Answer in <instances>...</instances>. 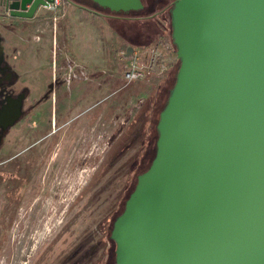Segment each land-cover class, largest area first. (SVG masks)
<instances>
[{
    "label": "water",
    "instance_id": "95a60500",
    "mask_svg": "<svg viewBox=\"0 0 264 264\" xmlns=\"http://www.w3.org/2000/svg\"><path fill=\"white\" fill-rule=\"evenodd\" d=\"M89 1L143 10L142 0ZM52 2L0 9L29 20ZM170 27L175 83L155 156L112 223L114 264H264V0H173Z\"/></svg>",
    "mask_w": 264,
    "mask_h": 264
},
{
    "label": "rangeland",
    "instance_id": "374dc122",
    "mask_svg": "<svg viewBox=\"0 0 264 264\" xmlns=\"http://www.w3.org/2000/svg\"><path fill=\"white\" fill-rule=\"evenodd\" d=\"M150 1L142 0L146 9ZM172 3L157 4L147 16L167 29L143 51V61L154 49L164 67L140 83L123 81L121 51L130 46L113 29L120 52L112 66L82 82L66 83L58 71L45 93H28L18 82L20 67L8 66L4 52L0 72L10 71L14 80L0 87V114L5 107L15 113L0 122L10 123L17 110L20 117L0 126V264H110L108 232L144 171L148 137L159 118L153 108L157 93L170 89L176 76V49L169 21L162 20ZM133 14L140 16L133 23L140 28L146 13ZM113 24L127 27L121 20ZM49 48L44 56L59 67V50Z\"/></svg>",
    "mask_w": 264,
    "mask_h": 264
},
{
    "label": "crops",
    "instance_id": "0c3cea01",
    "mask_svg": "<svg viewBox=\"0 0 264 264\" xmlns=\"http://www.w3.org/2000/svg\"><path fill=\"white\" fill-rule=\"evenodd\" d=\"M4 15L5 11L0 9V34L5 39L4 45L0 37V59L5 52L8 57L7 65L14 70L15 67H20V71H15L20 76L18 82L24 83L28 93H45L58 71L66 83L84 81L80 77L81 73L86 75V81L88 74L104 72L112 66L117 60V53L120 52V39L104 15L71 2L66 3L62 15H58L54 22L49 11L44 8L37 10L29 20L11 19ZM23 25H27L28 30L22 32L23 27L20 26ZM14 26V30L6 31L7 27ZM23 38L28 46L19 42V39ZM48 45L50 53L52 48L55 54L59 50L62 60L61 64L59 61V67L56 60L52 67L51 59L44 56ZM127 49L128 47H125L121 52ZM68 63L72 65L71 71L67 69ZM27 67L24 71L23 68ZM69 74L75 78L71 80Z\"/></svg>",
    "mask_w": 264,
    "mask_h": 264
},
{
    "label": "trees",
    "instance_id": "16d2710c",
    "mask_svg": "<svg viewBox=\"0 0 264 264\" xmlns=\"http://www.w3.org/2000/svg\"><path fill=\"white\" fill-rule=\"evenodd\" d=\"M162 1V5L165 4L166 0H161ZM73 2H75L76 5H79L83 8L89 9L93 12H97V13H104V17L107 20V22L109 23V25L111 26V28L115 31V33L120 37V39L125 42L128 46L133 47V48H145L148 46H151L157 38H159L160 36H163L161 32L166 33V29L167 27H164L162 25V23L160 22V20H150L149 18H147L148 15H150L153 10L154 7L152 6L153 3L149 4V9H146L145 7V13L146 15H144L145 17H143L141 20H146L143 21V25L139 28L137 26H135V24L138 22V19L140 20V16L138 15H134V12H130V13H123V12H119V13H114V12H110L107 9H101V8H97L96 6H94L92 3H84L78 0H73ZM150 2H153L152 0ZM161 2H159L160 4ZM157 7V6H156ZM155 7V8H156ZM167 14V16H166ZM163 17L162 20L164 21H169V33L168 36H170L171 39V27H170V12L166 13ZM138 16V17H136ZM118 20H121L122 22L125 23L124 26H127L124 29H120L117 28V26H114L113 22H118ZM149 21L154 22V32L152 34H150V31L152 30V25L149 23ZM122 28V27H121ZM149 30V31H148ZM148 31V32H147ZM178 66H179V61H178ZM178 66L176 68L175 71V75L177 73L178 70ZM175 77L173 79V82L171 84L170 89H167L166 87H161V89L159 90V92L157 93V98L155 100L154 103V114L158 111V115L160 114V112L162 111L163 107L165 106L166 102H167V98L169 96V91L172 89L174 83H175ZM22 117V115H21ZM157 124V122H156ZM156 124L153 125L151 127V134L148 137V145L142 160V164L144 165L143 169L144 171L142 173H144L148 167L150 166L154 156H155V144H156V140H157V130H156ZM5 134V132H3V135ZM146 163H149L148 165H145ZM133 189V188H132ZM133 190H131L132 192ZM130 192V193H131ZM124 207V206H123ZM115 219V218H114ZM112 229V224L110 227V230L108 232V241L110 243V251H109V262L110 264H114V259H115V243L111 240L110 238V232Z\"/></svg>",
    "mask_w": 264,
    "mask_h": 264
},
{
    "label": "built area",
    "instance_id": "2783aa9c",
    "mask_svg": "<svg viewBox=\"0 0 264 264\" xmlns=\"http://www.w3.org/2000/svg\"><path fill=\"white\" fill-rule=\"evenodd\" d=\"M66 3H68L67 0H53V2L49 4L47 10L49 11V14H51L53 22L56 21L58 15L59 16L62 15ZM144 50H147V47L145 48L132 47L130 51L128 47V49L125 52H123L122 59L124 62V66H123L122 79L127 84L142 82L145 80L146 76L151 72H155V73L163 72L164 66L163 65L158 66L159 65L158 62L160 61L159 59L161 58L160 54L156 52L154 49H150L151 52L150 54L148 53L150 60L148 63H144L143 61L145 59L143 53ZM71 66L72 65L68 63L67 69L69 68V71H71ZM81 74L82 75L80 77L86 79V75L84 73ZM68 77L71 80L72 78H75L74 75H70V74ZM65 80H67L68 82L69 79H65Z\"/></svg>",
    "mask_w": 264,
    "mask_h": 264
},
{
    "label": "flooded vegetation",
    "instance_id": "af4514ba",
    "mask_svg": "<svg viewBox=\"0 0 264 264\" xmlns=\"http://www.w3.org/2000/svg\"><path fill=\"white\" fill-rule=\"evenodd\" d=\"M78 1H81V2H84V3H92V2H90L89 0H78ZM153 2H151V3H153V7H154V9H155V7L157 6V4H159V2H161V4H162V1L161 0H152ZM93 4V3H92ZM165 7H166V5H165ZM165 7L163 8V14H164V12L166 11V9H165ZM146 9H145V7H144V5H143V11H145ZM1 16H3V15H1ZM4 16H6V15H4ZM1 60V59H0ZM1 64V63H0ZM1 68V67H0ZM1 71V70H0ZM14 79H13V76H12V73L11 72H9V71H6V70H4L2 73L0 72V87H4V86H6V85H8L11 81H13ZM17 104V105H19V103L17 102V101H14L13 103H12V105H14V104Z\"/></svg>",
    "mask_w": 264,
    "mask_h": 264
},
{
    "label": "bare ground",
    "instance_id": "6f19581e",
    "mask_svg": "<svg viewBox=\"0 0 264 264\" xmlns=\"http://www.w3.org/2000/svg\"><path fill=\"white\" fill-rule=\"evenodd\" d=\"M14 113H15V110L13 108H11L8 111H6L5 116L2 114V118L0 120L5 119L8 116H13Z\"/></svg>",
    "mask_w": 264,
    "mask_h": 264
}]
</instances>
